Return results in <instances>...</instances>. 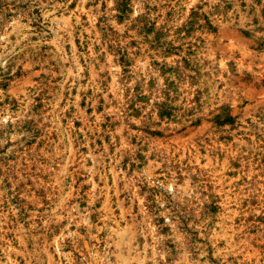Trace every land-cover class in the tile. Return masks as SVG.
<instances>
[{"label":"rangeland","instance_id":"obj_1","mask_svg":"<svg viewBox=\"0 0 264 264\" xmlns=\"http://www.w3.org/2000/svg\"><path fill=\"white\" fill-rule=\"evenodd\" d=\"M0 264H264V0H0Z\"/></svg>","mask_w":264,"mask_h":264}]
</instances>
